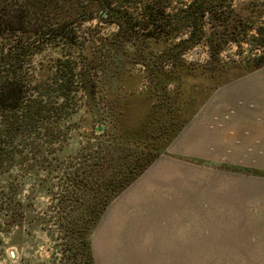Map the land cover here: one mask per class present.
I'll use <instances>...</instances> for the list:
<instances>
[{
    "label": "trees",
    "instance_id": "trees-1",
    "mask_svg": "<svg viewBox=\"0 0 264 264\" xmlns=\"http://www.w3.org/2000/svg\"><path fill=\"white\" fill-rule=\"evenodd\" d=\"M231 11L232 0H0V234L9 244L26 224L52 241L49 264H94L91 235L158 157V125L169 122L156 117L171 114L159 103L128 128L107 85L140 66L148 90L174 101L207 74L188 50L205 42L218 56L240 41ZM263 66L257 57L253 67ZM80 111L91 120L74 121ZM81 127L90 136L69 149Z\"/></svg>",
    "mask_w": 264,
    "mask_h": 264
},
{
    "label": "rangeland",
    "instance_id": "rangeland-1",
    "mask_svg": "<svg viewBox=\"0 0 264 264\" xmlns=\"http://www.w3.org/2000/svg\"><path fill=\"white\" fill-rule=\"evenodd\" d=\"M230 15L240 41L228 42L218 56L205 42L188 50L186 60L207 74L174 101L170 93L148 90L140 66L120 85H107L122 98L115 104L128 128L139 126L159 103L171 114L156 117L169 122L158 125V157L112 200L91 235L94 264H264V96L257 102L247 93H264V66L253 67L257 57L264 59V0H232ZM242 104L251 110L256 105L253 121L232 117ZM82 120L91 118L80 111L74 121ZM77 133L69 149L91 132L81 127ZM9 237L0 234V264H49L54 247L39 228L24 224L18 246Z\"/></svg>",
    "mask_w": 264,
    "mask_h": 264
},
{
    "label": "crops",
    "instance_id": "crops-1",
    "mask_svg": "<svg viewBox=\"0 0 264 264\" xmlns=\"http://www.w3.org/2000/svg\"><path fill=\"white\" fill-rule=\"evenodd\" d=\"M231 89H232V91L237 90L236 87H232ZM238 89L240 92L245 91L244 88H242V89L238 88ZM249 92L251 93V98H253L257 102L259 100H261V98L264 96L262 89H259V88L249 89V91L247 93H249ZM233 105H236V103H229V108ZM242 105L240 107H238L236 110H234L235 114L232 117L236 118V115H238V113H239L238 116H240V117L242 116L243 118L247 117V118H249V120L253 121L252 117H254V114L257 111L256 105H255V108L252 110L249 109V107L247 108V106L245 104H242ZM180 133L181 132H179V134L172 140V142H174L176 140V138L180 135ZM172 142L170 143V145L172 144ZM158 167L162 168L163 165H159V166L157 165V168ZM155 171H157V169H155Z\"/></svg>",
    "mask_w": 264,
    "mask_h": 264
},
{
    "label": "water",
    "instance_id": "water-1",
    "mask_svg": "<svg viewBox=\"0 0 264 264\" xmlns=\"http://www.w3.org/2000/svg\"><path fill=\"white\" fill-rule=\"evenodd\" d=\"M101 129H102V127H101V126H99V127L97 128V130H98V131H101Z\"/></svg>",
    "mask_w": 264,
    "mask_h": 264
}]
</instances>
